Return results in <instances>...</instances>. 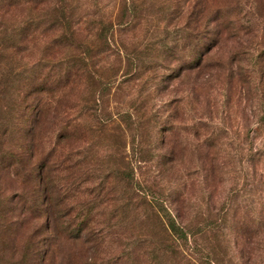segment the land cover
Instances as JSON below:
<instances>
[{
	"label": "trees",
	"instance_id": "16d2710c",
	"mask_svg": "<svg viewBox=\"0 0 264 264\" xmlns=\"http://www.w3.org/2000/svg\"><path fill=\"white\" fill-rule=\"evenodd\" d=\"M52 1L0 0V93H7L0 99V264H264V171L256 168L257 162L264 164V140L251 144L245 155L243 183L231 184L216 204L229 162L224 122L214 124L208 111L210 92L216 94L213 107L220 102L217 96L226 97L225 107L228 91L233 84L237 91L239 81L240 94L249 86V106L257 99L264 108V18L260 32L237 27L240 19L228 14L211 20L223 24L221 29L196 31L185 23L165 33L175 43L163 45V72L150 80L157 78L153 84L159 91L174 80L182 87L145 116L156 135L145 145V160L151 158L159 174L174 169L177 185L156 192L135 179L126 155L109 151L118 158L104 167L87 147L67 145L72 131L87 129L78 119H94L93 112L103 109L102 89L112 80L100 78L93 55L101 43L109 45L105 32L113 35V21L88 44L74 1ZM124 9L128 16L134 6ZM38 42V60L27 63L24 53ZM222 48L224 55H217ZM245 61L258 77L247 67L246 80H234L231 68L236 62L243 68ZM83 80L86 93L74 97ZM127 112L118 120L134 126V113ZM110 119L98 122L106 129ZM256 124L252 138L264 134V112ZM200 172L205 206L184 220L194 201L189 190L196 180L189 178ZM133 212L145 219L143 234L127 226ZM221 240L229 243L230 255L219 252Z\"/></svg>",
	"mask_w": 264,
	"mask_h": 264
},
{
	"label": "rangeland",
	"instance_id": "374dc122",
	"mask_svg": "<svg viewBox=\"0 0 264 264\" xmlns=\"http://www.w3.org/2000/svg\"><path fill=\"white\" fill-rule=\"evenodd\" d=\"M68 1H74L76 12L83 18L80 23L83 27H87L85 31L88 35V44L93 41L92 38L94 37V33L102 30V27L106 26L107 22L110 20L113 21V35L110 36V33L107 34V32H105L109 37V45L106 46L101 43L95 50V54L92 53L94 54L93 60L98 67L97 73L100 78H102V80H112L106 90L102 89L105 99L101 104L103 109L100 112L97 110V113L96 110L93 112L94 119H87L86 122L82 119L83 117L78 119L79 124L86 123L87 129L84 125H81L82 127H80V130L84 129L82 133L79 131L78 133L72 131L71 134L74 135L66 140L67 145L72 149H74L77 144L87 147L90 149V155L92 157H97L104 167H107L112 159L118 158L108 153L109 151L115 154L121 153L126 155L127 159H125V161H128L131 167H133L135 179L138 180L144 188L149 186L156 192H164L167 186H176L177 181L174 179L176 171L174 169L171 170L172 172L159 174L152 166V159L150 158L149 160L147 158L148 160H145V145H152L153 141L156 139V135L152 130V123L145 121L148 118L147 115L150 114V107L153 106L158 108L160 106L159 109H161L163 103L160 99L164 101L167 98H171L177 92L176 90L182 87L177 80H174L172 86H170L168 90L164 91L163 89L159 91L156 90L153 84L157 78L153 80V83L150 80V77L160 75L161 72H163V69L159 68V64H164L161 56L163 45L175 43L170 41V38H167L165 33L178 29V27L183 28L185 23H187L190 29L195 28L196 31H211L215 27L221 29L224 28L223 24L216 26V22H211V20L216 19V21H219L221 17H226L228 14L234 18L240 19L237 27L246 31L260 32L263 25L262 20L264 18V0ZM53 2H56V0H53L52 3ZM129 5L130 7L131 5L134 6V9H132V13L127 16V14L124 13V7H129ZM195 17L196 21L198 20L196 23L193 22ZM83 20L86 21V24L89 23V26H87ZM96 21L106 22L99 24L97 27L94 24ZM125 21L128 22L126 26L123 25ZM41 47V42H38L29 49L28 53H24L27 55L25 57L27 63L38 60L42 49ZM213 52L214 51H212L211 54H213ZM62 53L63 52H60L55 55V61L58 55H62ZM217 55H224L223 48ZM237 63L238 62H236V68H231L230 71L231 73L233 72L234 80L238 78L246 80V74L250 71L248 67L249 61H245V66H242L243 68L240 69ZM131 64L132 66H130ZM243 64L244 61L240 60L239 66ZM135 65H137L136 71L133 70V66L135 67ZM234 65L235 64L232 62L231 67H235ZM145 66H152V68L148 70L145 69ZM247 67L249 71L244 72V68L246 70ZM251 76L255 77V79L258 77L253 72H251ZM240 83L239 81L237 91L234 90V84L231 90L228 91L229 99L227 105H224L225 107H222L221 104L222 100L226 101V97L224 96H217V101L220 99V102L213 107L212 97L216 94L214 91L210 92L211 105L208 107V111L210 110L209 115L213 117L214 124L219 122L221 124L224 122V127L226 129L224 133V142L226 144L223 151L226 159L224 156L223 157L226 163L229 162L223 172L222 181L218 184V194L216 199L214 198L216 204L220 203L222 197L225 195L224 193H226V190L229 189L231 184L240 187L244 179L243 172L247 169V163L245 161L246 153L251 144L258 146L264 140V134L259 135V131L257 136L252 138L254 132L258 128L256 118L264 112V108L261 104H258L257 99L251 107L249 106L251 100L247 99L246 96V89L249 86H243V92L240 94ZM230 85L232 84L229 83L228 85L227 83L225 87H229ZM86 90V83L85 80H83L79 84V91H75L76 94L74 97H76V95L82 96L86 93ZM6 96V92L2 91L0 93V99L5 100ZM127 111L134 113V119L137 122L134 126L126 123L123 118L120 121L118 120L119 115L121 119V115H123L121 113ZM75 115L78 114L75 112ZM99 118H111L106 125V129L102 122H98ZM220 118L222 119L220 120ZM161 119L162 118L159 119V123L166 124V122L161 121ZM159 123H157L156 126L160 125ZM166 125L163 126L162 129L168 128ZM136 128L137 130H135ZM249 131L251 132L250 134L247 133ZM121 132H123L124 138ZM53 139L52 137V140ZM136 147L138 148L137 150L135 149ZM137 151L138 156L136 157ZM186 160H188V158ZM241 162L243 163L241 164ZM185 165H187V163H185ZM256 168L259 172L264 171L263 162H257ZM200 175L201 172L200 174L190 175V180L194 178L196 180L194 181L196 182L194 183V188H190L189 190V194L193 195L194 201L189 205L188 213L184 214V220L186 217H193V211L205 206L206 195L201 189L203 187L202 184H198V177L200 178ZM133 203L136 204L137 201L133 200ZM117 206H120V203H118ZM137 214L140 215L138 212ZM133 215L134 212L130 213V216H127V226L143 234L145 219H143V216L135 217ZM131 235L127 233L126 238L131 239ZM225 238L229 239L230 237L226 235ZM253 240L256 241L255 238ZM220 243L221 246H218L219 252H227V254L230 255L231 248L229 243L225 240H221ZM118 250L120 249L116 242L115 251ZM188 255L192 256L189 252ZM250 262L252 263V261Z\"/></svg>",
	"mask_w": 264,
	"mask_h": 264
}]
</instances>
